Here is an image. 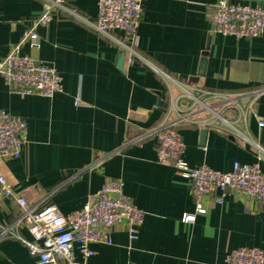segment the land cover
Wrapping results in <instances>:
<instances>
[{
	"label": "crops",
	"instance_id": "crops-1",
	"mask_svg": "<svg viewBox=\"0 0 264 264\" xmlns=\"http://www.w3.org/2000/svg\"><path fill=\"white\" fill-rule=\"evenodd\" d=\"M217 1L141 0L133 47L149 64L178 80L242 97V103L251 100V110L236 123L247 140L178 120L173 110L166 116L175 88L168 90L148 63H127L119 46L67 12L54 13L46 26L36 27L35 43L26 39L20 46L21 54L57 69L61 91L49 97L20 95L0 76V109L27 124L19 156L0 159V172L15 192L29 205L54 204L68 213L82 208L106 177L120 178L124 194L145 212L135 239L121 223L112 228L110 244L91 243L89 264H224L225 253L233 248L264 250V204L235 194L216 203L211 194L204 201L207 213L184 222V214L194 211L185 173L156 160L154 137L137 139L165 120L174 121L188 165L205 163L225 172L235 161L258 162L264 172V31L253 38L212 32L208 15ZM229 1L264 8V0ZM43 2L0 0V58L21 40ZM96 2L64 0L89 19L96 16ZM112 35L121 37L119 31ZM224 115L235 118L232 112ZM195 117L209 115L200 111ZM17 215L16 203L1 198L0 229L12 225ZM13 230L32 238L21 224ZM0 264H36V257L19 239L3 236Z\"/></svg>",
	"mask_w": 264,
	"mask_h": 264
},
{
	"label": "built area",
	"instance_id": "built-area-1",
	"mask_svg": "<svg viewBox=\"0 0 264 264\" xmlns=\"http://www.w3.org/2000/svg\"><path fill=\"white\" fill-rule=\"evenodd\" d=\"M96 4V16L89 19L69 9L64 0H44L40 14L25 28L21 40L11 45L0 58V76L9 90L20 95L46 97L62 90V78L55 67L20 53V46L26 39L35 43L39 37L36 27L46 26L52 15L59 11L67 12L97 34L113 41L126 55L127 63H148L133 47L141 19V0H97ZM208 19L212 32L235 38H253L264 31V8L260 6L218 0ZM115 31L121 33L120 38L112 35ZM149 66L160 75L168 90L171 87L176 90L174 97L170 96L166 116L173 110L178 120L205 124L226 135L247 140L236 123L245 119L251 110V100L242 103V97L199 88L151 64ZM207 99L214 100L215 104L208 103ZM200 111L206 112L209 117L202 120L195 117ZM228 112L234 113L235 118L224 115ZM258 124L261 126L263 122L258 120ZM174 125V121L165 120L138 135L137 139L154 137L156 160L173 164L185 173L194 211L184 214V222L193 221L196 215L207 213L204 201L211 194L216 203H220L226 194H235L264 204V172L258 162L235 161L231 169L225 172L205 163L190 166L182 157L184 143ZM26 135L25 120L0 109V159L18 157L26 142ZM251 143L259 152L263 151L259 144ZM1 198L12 199L18 207V215L12 225L1 226L0 237L11 235L19 239L29 253L36 257V264H89L88 260L94 253L89 247L91 243L110 244L112 228L121 223L127 224L129 238L135 239L145 214L124 194L122 180L113 177H106L101 187L87 196L82 208L68 213H62L54 204L40 208L29 205L24 197L12 189L2 172ZM20 224L31 235L30 240L13 230L14 226ZM224 264H264V250L257 246L233 248L225 253Z\"/></svg>",
	"mask_w": 264,
	"mask_h": 264
},
{
	"label": "water",
	"instance_id": "water-1",
	"mask_svg": "<svg viewBox=\"0 0 264 264\" xmlns=\"http://www.w3.org/2000/svg\"><path fill=\"white\" fill-rule=\"evenodd\" d=\"M122 57H123V53H121L119 64H121ZM203 63H204V60H203ZM205 133H206V128L201 129V131H200L201 137H203L205 135Z\"/></svg>",
	"mask_w": 264,
	"mask_h": 264
}]
</instances>
